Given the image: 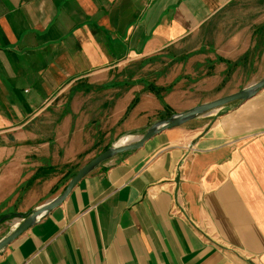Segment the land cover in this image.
I'll list each match as a JSON object with an SVG mask.
<instances>
[{
    "label": "crops",
    "instance_id": "0c3cea01",
    "mask_svg": "<svg viewBox=\"0 0 264 264\" xmlns=\"http://www.w3.org/2000/svg\"><path fill=\"white\" fill-rule=\"evenodd\" d=\"M228 16L240 20L216 33L217 57L255 71L264 0H0V240L65 190L72 176L52 192L69 170L211 101L219 64L180 76L167 115L144 72L115 70L185 54L200 73ZM248 79L215 97L259 81ZM0 264H264V89L98 165Z\"/></svg>",
    "mask_w": 264,
    "mask_h": 264
},
{
    "label": "water",
    "instance_id": "95a60500",
    "mask_svg": "<svg viewBox=\"0 0 264 264\" xmlns=\"http://www.w3.org/2000/svg\"><path fill=\"white\" fill-rule=\"evenodd\" d=\"M262 89H264V77H262L259 82L246 86L237 92L230 93V95L218 97L215 98V100L200 103V105L187 109L185 112H175L169 117L161 118L153 123L146 130V132L136 140H126L125 142L111 145V147L97 154V156H95L90 162L84 164L80 169H78L67 183V186L64 188L65 190L59 196L39 206L27 216L22 217V215H18V221L15 223L14 229H12L8 236L0 240V252H2L14 240L22 236L28 228L38 223V220L41 217L53 211L54 208L60 206L74 187L82 181L83 178L89 175L90 172L95 170L98 165L112 159L113 156L118 154L141 149L142 146H144L150 139L165 130L183 126L187 122L197 119L203 115L216 112L219 108L230 107V105L234 103L240 104L245 102V100L259 94Z\"/></svg>",
    "mask_w": 264,
    "mask_h": 264
},
{
    "label": "rangeland",
    "instance_id": "374dc122",
    "mask_svg": "<svg viewBox=\"0 0 264 264\" xmlns=\"http://www.w3.org/2000/svg\"><path fill=\"white\" fill-rule=\"evenodd\" d=\"M240 16L242 18V17H244V14L242 15L240 13L239 17ZM220 19H219L218 22H216L217 24L214 27V28H216L214 30V32H213L214 33V38H213L212 34H211V36H209L207 38L208 44L211 45V46H208V49L204 48V54L207 55L208 59H207V64H204L203 69L201 68L202 70L200 71V73H199L200 69H195V67H194L195 66L194 64H196L195 60H189L188 59L191 55H185L184 54V57L183 56L177 57V56L168 55V57H159V58L154 57V59L152 58V60H150V61L149 60H139V61H137L135 63L126 65L125 68L124 67L120 68L121 72H119V73H118V70H119V68H118L117 70H115V72L117 73L116 75H119L122 72L124 73V71H126L127 69H129L133 73V71L135 72V70H137V68L139 67V63L142 62L144 67L142 69L140 68L139 73H140V71L145 73L144 74L145 76L144 75L142 76V78L144 80L151 81V82H156V83H166L165 87H169L170 85H172V89L170 90V91H172L173 89L176 88L175 85L178 84V82L180 81V76L186 75L185 72H187L189 70L190 71L194 70V72L198 71V73L195 74V76L196 77H200L202 72H207V71L208 72H210V71L212 72L213 70H215L214 69V67L216 66L215 64H219L220 66L218 68V72H217L216 75L222 77L223 81H221L219 83V89L216 88L215 91L211 92L210 94H207V95H210L211 97H213L211 99V101L218 97V96L215 97L216 94H219V93H222V92L227 93L228 91H230L232 86L234 87L235 85H237L239 83L245 84L246 82H248V80H249L248 77H250V76H253L254 78H257L260 81V79H262V77H264V57L258 59V65L256 66V70L255 71L245 69L244 67L240 66L241 65L240 64V65L236 66V68L233 70V72L228 74L227 71L229 69V66L227 64H225V63H219L220 60L217 57L219 47L216 48V46H215L216 45V40L215 39L217 37L216 33H219L220 34L219 36H221L223 34L225 36L226 35L225 34L226 30L228 29V27L230 25L234 26L235 23H238L239 22L238 20H240V18H237L236 16H228L227 18H220ZM211 40L214 43H212ZM222 46H225V43ZM209 47H211L212 49H210ZM146 67L149 68V69L146 70L145 69ZM222 67L226 68L224 74H220L222 69H223ZM177 73L179 74L178 77L174 76V74H177ZM259 81H257V82H259ZM137 82H138V80H137ZM138 83H139V85H141L143 83L141 86L145 85V82H142V81H140ZM192 83L193 82H189V84H192ZM201 85H203V83L198 85V87H200ZM84 86H87L86 88L90 87V85L87 84V83L84 84ZM188 86H190V85H187L185 87L187 90L189 88ZM190 90L191 91H190L189 94L192 96V98H194L193 97L195 95L194 88H190ZM76 91H78V89H73L72 90V92H76ZM196 94H197V92H196ZM182 101H183L182 95L176 94V102H178V104H180V103H182ZM133 136L134 135H126L122 139H124L126 137L133 138ZM118 141H117V143H118ZM61 185L62 184H60L59 187ZM5 226H7L5 223L0 225V231L1 230L4 231L6 229Z\"/></svg>",
    "mask_w": 264,
    "mask_h": 264
},
{
    "label": "trees",
    "instance_id": "16d2710c",
    "mask_svg": "<svg viewBox=\"0 0 264 264\" xmlns=\"http://www.w3.org/2000/svg\"><path fill=\"white\" fill-rule=\"evenodd\" d=\"M256 32L257 33H260V35L262 34V35H264V26H260V27H258V29L256 30ZM157 58H159V57H157ZM177 58V57H176ZM154 59V58H153ZM146 60H152V58H150V59H146ZM219 60H222L223 62H225L226 64H228V66H229V69H228V74H230L231 72H233V70L236 68V66H238V65H240V61L242 60H237V61H232V60H225V59H223L222 57L221 58H219ZM144 66H143V63L142 62H140L139 63V67L137 68V70H135V72H134V74H137V75H139L140 73H139V70H140V68L142 69ZM128 70V69H127ZM126 70V71H127ZM141 72V71H140ZM208 74H211V71L210 72H208ZM131 75H133V73L131 74ZM142 76L143 75H141V77H140V79H137L138 80V82H140V81H142V82H145V90H147V91H150V92H152V93H154V94H156L159 98H160V100L162 101V103L164 104V111H163V113H162V115H167L168 113H171L172 112V109H170V107L167 105V103L165 102V93H167V92H169L171 89H172V85H170L169 87H164V86H160V85H158L156 82H151V81H147V80H144L143 78H142ZM129 82H131V83H134L133 81H129ZM91 88V86L90 87H88V89H90ZM136 98L132 101V103L129 105V107H128V109H127V113H128V111L133 107V106H135L136 104H137V102L139 101V97H138V95L137 96H135ZM75 173L72 171V170H69L68 172H67V175L58 183V184H56L54 187H53V190H52V192H55V191H57L58 190V187H59V185L60 184H62V183H64L66 180H67V178H69L70 176H73ZM27 215H29V213H26V214H23L22 215V217L23 216H27Z\"/></svg>",
    "mask_w": 264,
    "mask_h": 264
}]
</instances>
